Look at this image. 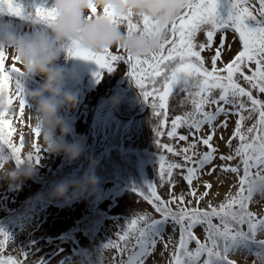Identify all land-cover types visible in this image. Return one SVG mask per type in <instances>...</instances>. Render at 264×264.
<instances>
[{"label": "rangeland", "instance_id": "rangeland-1", "mask_svg": "<svg viewBox=\"0 0 264 264\" xmlns=\"http://www.w3.org/2000/svg\"><path fill=\"white\" fill-rule=\"evenodd\" d=\"M51 3L52 0H37V5H44L46 8H50ZM256 8H259L258 2ZM7 24H4L5 27L21 36L29 35L25 31H20L16 25ZM222 38L224 48L221 61L217 62L218 67L230 62L242 48L238 33L232 29L218 31L212 47L201 53L205 66L209 69L211 58ZM195 41L198 44L205 43V31L201 30ZM110 50L112 54L127 56L119 48ZM5 54V72L10 73L13 65L22 72L19 62L14 61L12 51L9 50ZM59 63L69 71L66 88L72 91L79 90V103L76 108H65L61 115L74 128V134L69 139L83 138L86 141V150L74 162L69 161L63 154L45 151L40 137L35 136L32 128L33 119L27 102L23 115L20 114L19 102L15 97L16 77L12 74L8 81V93L13 99L9 107L14 109V113H6L7 120L12 121L10 139L21 148L22 160L31 153L35 161L37 153L34 145L40 148L38 153L40 159L38 163L35 162L34 177L18 182L19 187L10 186L7 180H0V230L8 233L10 237L3 249L5 258L10 256L20 260L22 264H118L122 261V257H118L121 255L118 248H121L124 254V250H131L134 247L132 240H136L134 231L124 240L120 239L129 231V222L143 214H147L151 219L161 217L153 205L134 191V188L144 190L145 195H150L151 189L148 185L154 184L157 193L164 200L170 199L171 193L176 196L183 194L187 207L199 208L202 211L210 210V206L218 208L227 202L230 195L235 196L239 192L240 179L243 176L241 158L236 157L230 161L219 159L220 155H234L240 146V141L233 138L239 119L237 115L225 117L221 114L214 121V125H204L196 134L206 136L211 132V128L216 126L213 145L218 149L217 158L203 169L199 178L190 186L183 178L185 170L177 168L173 170L169 183L167 177L160 175V157L165 158V168L167 163L184 164V161L182 156L169 153L158 145H169L179 150L193 142L195 136L190 132L195 130L187 125L177 129L175 138H170L167 133L171 131L173 118L194 112L192 100L198 98L190 96L187 91L175 90L168 101L167 123L159 129L163 135L157 137L156 129L160 125L161 117L153 114L152 98L145 101L141 89L127 75L130 69L125 61L116 62L115 71L112 72L101 69L94 61L70 57L68 54L63 55ZM97 72L103 73L99 81L95 75ZM245 72L251 74L248 69H245ZM237 79L242 87H248L242 78L238 76ZM40 81L41 78L36 77L26 82V87H38ZM146 88L151 90V85L147 81ZM195 91L197 89L193 88L192 92ZM212 95L218 98L219 90H213ZM94 96L95 99L91 102ZM101 96L104 100L96 110H93ZM253 96L264 100V94L256 90H253ZM114 99L119 101L118 106L114 105ZM242 99L250 108L247 98ZM211 107L216 105H206L205 110L214 109ZM226 107L232 109L231 105ZM244 115L247 116L248 113L245 112ZM225 119L227 127H219ZM257 119L258 115L253 113L251 119L244 121L243 128L251 127ZM8 131L9 129L5 128V132ZM179 135L188 136V140H179ZM4 151L10 152L6 145ZM197 151L203 153L208 149L200 144ZM89 156L99 161L95 169L100 181L98 186L90 190L89 194L70 203H66L62 198H54L51 192L56 184L66 178L79 179L89 170ZM213 166L216 170L209 175L208 172ZM222 166H239V173L224 171ZM259 171L264 172V168ZM206 184H211L212 187L208 189L205 187ZM192 189H195V197L190 194ZM33 195L35 197L30 200ZM201 196L203 199H200ZM248 206L260 213L264 209V196L254 194ZM171 207L173 210L177 209L176 204ZM20 210L21 212L14 213ZM206 227V224H200L194 228V234L201 242H206ZM181 233V226L169 220L163 226L162 239L157 238L154 250L145 258V264H174V255L181 251L179 248ZM258 234L264 237V232ZM230 253L244 264H264L257 255L258 251L253 249L251 252L241 249ZM201 260L203 256L199 258V261Z\"/></svg>", "mask_w": 264, "mask_h": 264}, {"label": "snow or ice", "instance_id": "snow-or-ice-1", "mask_svg": "<svg viewBox=\"0 0 264 264\" xmlns=\"http://www.w3.org/2000/svg\"><path fill=\"white\" fill-rule=\"evenodd\" d=\"M257 2L259 8H256ZM184 3V9L174 18L159 51L150 57L134 58L130 54L125 57L112 54L111 50L96 53L82 49L75 44L67 49L68 56L94 61L101 69H107L109 72L115 71L116 62L125 61L130 69L127 75L141 89L145 101L152 98L153 114L161 117L160 125L156 129L157 137L163 135L159 129L167 123L168 101L175 90L187 91L190 96L194 95L198 98L192 100L194 112L173 118L171 131L167 133L170 138H175L177 129L182 125H187L195 130L190 132L195 136L193 142L179 150L169 145H158L164 147L169 153L182 156L184 161V164L167 163V168H165V158L160 157V175L167 177L169 183H171L173 170L183 168L186 173L183 178L191 186L193 181L199 178L203 169L217 158L218 149L213 145L216 126H213L206 136L196 135L204 125H214V121L221 114L225 117L229 115L239 117L233 138L240 141V146L234 155L219 156L222 161L241 158L244 175L240 179L239 192L235 196L230 195L227 202L218 208L210 206V210L202 211L199 208L187 207L183 194L176 196L171 193L170 199L164 200L157 193L154 184L148 185L151 189L150 195H145L144 190L134 188V191L153 205L161 218L151 219L147 214H143L129 222V231L125 232L120 239L124 240L134 231L138 251L132 252L127 262H122V264H145V258L154 250L157 238L162 239L163 226L169 220L179 224L182 229L179 245L181 251L174 255V264H186L181 256L187 258V264H198L199 258L204 254L208 257L204 264H234L233 261L228 260V254L241 249L251 252L252 245L258 246L261 251L257 255L264 261V240L256 239L258 232H264V218H257L248 210V203L253 198V188L249 184L250 178L253 177L250 169L264 168V100L253 96V90L264 94V0H184ZM4 6L11 15L32 19L31 15L25 17V8L17 0L16 2L0 0V10ZM91 13L92 15L98 14V9L94 5L91 6ZM103 14L111 23L117 26L123 24L129 36L149 35L157 23L146 14L132 11L126 15L117 16L113 10L105 8ZM92 15L89 16V20L92 19ZM55 18L54 8L38 7L35 10L34 22L37 24L46 25ZM228 29L238 33L242 48L230 62L224 64L223 67H218L217 62L221 61L224 48V38H222L211 58V69H209L205 66L201 53L206 48L212 47L218 31ZM201 30L206 33V42L198 44L195 38ZM5 58V52L0 51V93H4L5 85L11 75L15 74V97L19 102L20 114L23 115L26 105V100L21 94L20 77L23 73L15 65L10 73L5 72ZM14 61H18V58L14 57ZM245 69H248L251 74H247ZM95 75L99 81L103 73L97 72ZM238 76L248 85L247 88L241 86L237 79ZM146 81L151 85L150 91L146 88ZM193 88L197 89L194 93ZM216 89L219 90L218 98L212 95L213 90ZM242 98H247L248 104L251 105L250 108ZM12 103V96L9 95L7 104L10 106ZM209 104L216 105L215 111L205 110V106ZM227 105H231L232 109L226 107ZM245 112L248 113L247 116L244 115ZM6 113L0 112V152L4 151L6 145L16 159V163L20 164L23 162L20 155L21 148L13 144L10 139L12 121L3 118ZM253 113L258 115L257 122L244 129V121L251 119ZM219 127L226 128L227 119ZM5 128L9 131L5 132ZM34 133L36 137H39L37 129H34ZM178 139L187 141L188 136L179 135ZM200 144L206 146L208 151L199 153L197 148ZM228 144L230 146L231 138ZM33 147L37 153L34 159L38 163L40 148L38 145ZM28 158L33 159L31 153ZM215 170L213 166L208 174L211 175ZM222 170L239 173V166H222ZM255 177L264 181V175H261L259 171ZM205 187L210 189L212 185L206 184ZM190 194L195 197V189H192ZM200 199H203V196ZM173 204L177 205L175 211L171 207ZM213 217L220 219V225L212 223ZM200 224L207 225V238L204 243H201L193 232V229ZM244 224L248 226L247 232L242 228ZM9 238L8 233L0 230V264H22L18 259L3 256L4 246ZM192 241L198 245L194 251L188 249V244ZM207 241L211 242V246Z\"/></svg>", "mask_w": 264, "mask_h": 264}, {"label": "clouds", "instance_id": "clouds-1", "mask_svg": "<svg viewBox=\"0 0 264 264\" xmlns=\"http://www.w3.org/2000/svg\"><path fill=\"white\" fill-rule=\"evenodd\" d=\"M93 5L98 9L97 15L91 13ZM184 7V0H52L50 8L55 9V20L34 34L21 36L8 27L0 28V51L11 50L18 58L23 73L21 94L32 114V128L39 131L45 151L63 154L74 162L86 150L83 138L69 139L74 128L61 115L62 110L74 109L79 103V90L66 88L69 71L59 63L67 49L74 44L96 53L119 48L134 58L150 57L159 51L174 18ZM105 8L113 10L117 16L129 11L146 14L157 23L149 35L129 36L123 24L117 26L104 17ZM36 77L41 78L39 86L26 87V82ZM7 99L6 94L0 93V112L13 114L14 109L9 107ZM113 103L118 106L119 101L114 99ZM28 156L17 164L10 152H0V180L19 187L18 182L32 179L35 161ZM88 160L89 170L82 177L66 178L53 187L51 195L54 198L70 203L98 186L100 181L95 169L99 161L92 156ZM249 184L253 195L264 196V181L253 176Z\"/></svg>", "mask_w": 264, "mask_h": 264}, {"label": "trees", "instance_id": "trees-1", "mask_svg": "<svg viewBox=\"0 0 264 264\" xmlns=\"http://www.w3.org/2000/svg\"><path fill=\"white\" fill-rule=\"evenodd\" d=\"M14 2H16V0H14ZM18 3H21L23 4L24 8H25V17L31 15L32 16V19H25V18H22V17H18V16H14V15H11L10 13H8L7 11V7L4 6V8L2 10H0V28H4L5 27V23H8L7 25L8 26H13L15 23L19 24V27L26 30L27 32L31 33V34H34L37 30L39 29H42L45 27V25L43 24H37L35 23V10L36 8L38 7H44L43 6H40V5H37V0H17ZM16 25V24H15ZM18 68V67H17ZM20 69V68H19ZM38 85H39V82H38ZM8 90H9V85L8 83L5 85V88H4V94L7 95V97L9 96V93H8ZM83 99V97H82ZM95 99V96L91 99V102H93ZM104 100V99H103ZM102 100V96L97 100V102L95 103L94 107H93V110L96 108H98V106L101 104V102L103 101ZM211 108H214L212 110H208V111H215V108L216 107H211ZM91 128V127H90ZM90 130V129H89ZM242 170H243V166H242ZM251 173L253 174V176H255V174L257 173V171H259V169L257 168H252L250 169ZM260 172V171H259ZM261 175H264V172H260ZM243 175H244V172H243ZM35 197V195H33L31 199H33ZM29 202V200H28ZM27 202V203H28ZM237 207V210H238V206ZM23 209V208H22ZM21 209V210H22ZM9 210V209H8ZM20 211H16L14 213H19L21 212ZM248 210L252 213H254L256 215L257 218H264V209L263 211H261L260 213L259 212H255L253 211L252 209L249 208L248 206ZM175 211V210H174ZM15 215V214H14ZM13 216V215H12ZM10 216V217H12ZM161 218V217H160ZM9 219V217L7 218ZM6 219V220H7ZM212 221H214V225H220V219L218 217H213L212 218ZM243 230L245 232L248 231V226L247 224H244L242 226ZM193 232H194V229H193ZM195 233V232H194ZM195 235V234H194ZM129 236V235H128ZM196 236V235H195ZM256 239L257 240H264V237L260 236L258 233L256 235ZM132 243H133V248L131 250H124L125 253L123 254V252L121 251V248H118L119 249V252L121 255H119L118 257L121 258L122 257V261L118 264H122V262H127L129 256L132 254V252L134 251H138V245H137V240H132ZM201 243H204V242H201ZM207 243L209 244V246H211V242L210 241H207ZM197 244L195 241H192L188 244V249L189 250H195L197 248ZM252 249L255 250V251H261L258 246L256 245H252ZM123 254V255H122ZM203 256V260L201 261H198V264H204V261L208 259L207 257V254H204L202 255ZM182 259H184L186 261V264H187V258L185 259L184 256H181ZM228 260L230 261H233L234 264H244V263H241L240 261L236 260L234 257H232L231 253L228 254ZM250 264V263H248Z\"/></svg>", "mask_w": 264, "mask_h": 264}]
</instances>
